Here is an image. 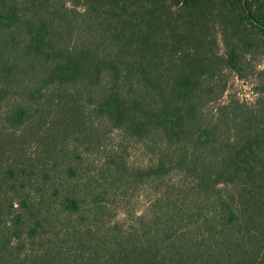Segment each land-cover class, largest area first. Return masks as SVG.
<instances>
[{"label":"trees","instance_id":"1","mask_svg":"<svg viewBox=\"0 0 264 264\" xmlns=\"http://www.w3.org/2000/svg\"><path fill=\"white\" fill-rule=\"evenodd\" d=\"M75 6L0 0V264H264V98L204 113L264 54V0ZM116 131L153 164L108 150Z\"/></svg>","mask_w":264,"mask_h":264},{"label":"rangeland","instance_id":"2","mask_svg":"<svg viewBox=\"0 0 264 264\" xmlns=\"http://www.w3.org/2000/svg\"><path fill=\"white\" fill-rule=\"evenodd\" d=\"M55 7L62 8L66 6L68 8H75L78 12H83V7H76L77 0H52ZM52 6V4H51ZM79 6V5H78ZM70 17L75 21L81 22V17H75L72 13H69ZM216 30L218 38V53L224 54L226 51L225 45L221 40V36ZM260 49L252 50L249 54L245 55L241 59V72H237L232 69L222 70V78L227 82L226 89L218 96L217 100L206 105L204 113L209 118L213 117L212 123L218 122L220 117V106L227 105L230 101H238L251 107H255L258 100L264 98V54ZM118 147V148H116ZM116 148L123 152L124 162L131 169H140L153 164V159L149 153L146 152L144 146L135 143L132 140H127L119 132H113L109 138V149ZM95 156V155H94ZM92 156V158H96ZM99 159V158H96ZM66 177V176H65ZM64 177V178H65ZM177 180V178H173ZM64 186H67L66 180L61 181ZM151 193L145 188L131 191L127 198L118 199L120 202L118 205L113 206L116 210L117 220H123L126 215L129 217L133 215H139L146 208ZM131 214H130V213Z\"/></svg>","mask_w":264,"mask_h":264}]
</instances>
